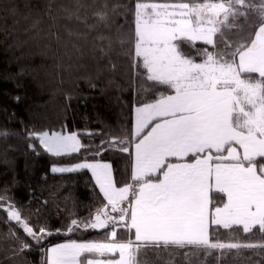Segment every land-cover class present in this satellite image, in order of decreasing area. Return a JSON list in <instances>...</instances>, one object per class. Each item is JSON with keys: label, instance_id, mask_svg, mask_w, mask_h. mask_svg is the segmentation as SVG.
Wrapping results in <instances>:
<instances>
[{"label": "snow or ice", "instance_id": "6c2138e0", "mask_svg": "<svg viewBox=\"0 0 264 264\" xmlns=\"http://www.w3.org/2000/svg\"><path fill=\"white\" fill-rule=\"evenodd\" d=\"M19 7H11L13 16ZM24 7L22 18L32 19L25 35L38 36L46 23L44 39L54 57L65 36L74 40L75 56L64 44L63 57L79 66L87 57L96 81L117 73V61L124 60L147 98L133 105L126 132L94 149L97 156L113 149L123 154L125 180L115 178L112 163L94 159L50 168L91 173L101 204L87 219H71L63 232L103 230V239L46 245L62 229L45 219L48 201L23 215L25 205L13 191L14 149L7 143L15 133L0 130V166L13 174L0 184L7 230L0 239L8 245L0 264H13L33 249L41 252L42 264H144L141 257L150 251H180L188 260L204 254L227 264L221 257L233 249L264 250V243L213 239L220 229L255 230L264 239V0H30ZM70 24L84 31L74 32ZM4 33L9 39L7 28ZM24 74L21 67L0 79L16 82ZM90 87L96 83L90 80ZM23 136L37 156L41 149L52 157L93 151L76 132L25 126ZM256 255L259 260L249 264H264V254Z\"/></svg>", "mask_w": 264, "mask_h": 264}, {"label": "trees", "instance_id": "16d2710c", "mask_svg": "<svg viewBox=\"0 0 264 264\" xmlns=\"http://www.w3.org/2000/svg\"><path fill=\"white\" fill-rule=\"evenodd\" d=\"M30 0H0V76L15 74L20 68L25 74L18 81L0 79V130L7 129L15 135L8 138L7 143L13 146L9 159L15 161V173L18 183L13 189L15 199L25 205L23 215L35 213L40 203L48 201L45 210V219L53 228H61L60 234H54L46 241L51 246L63 241L98 240L103 239L102 231H82L64 234L63 229L71 219H87L101 201L96 193L99 189L87 170L68 174H53L50 168L70 166L71 163L83 159L100 160L113 164L114 176L118 181L127 178V161L123 154L116 150L95 155L94 149L101 140L113 136H121L126 132L133 120V105L147 94L140 95V87L136 82L133 70L128 62L119 60V71L103 80L96 81L95 75L90 74L91 61L85 57L84 66H79L75 59L63 57V46L68 44L69 55L75 56L71 47L74 40L64 37L61 41L60 56L54 57L48 47L47 24L42 27L38 36L28 37L25 29L32 19L24 20L26 15L24 5ZM46 0H41V4ZM76 0H55L57 4H74ZM18 4L19 10L15 16L10 11L13 5ZM33 18L35 13L32 14ZM63 33V16L57 13ZM19 20V24L16 21ZM72 30L83 32L84 29L76 24L68 25ZM11 34L5 40L4 29ZM83 44V41L80 42ZM11 46V47H10ZM55 44L53 43V47ZM90 76V79H89ZM90 80L96 87H90ZM20 86L17 87L16 84ZM19 96V103L12 97ZM71 99H67V97ZM119 97V102L117 101ZM15 118L10 119L12 113ZM21 121L23 123H21ZM36 129L76 132L85 146L93 151L81 149L80 153L72 156L52 157L47 153L34 155L27 148V140L23 136L24 127ZM88 133H92L89 135ZM7 173V174H4ZM12 172L0 166V184L12 179ZM34 196L30 198V192ZM5 214L0 212V234L6 232L3 221ZM34 218V217H33ZM213 239L221 242L264 243L261 234L254 230L253 234L245 235L242 231L220 229L213 232ZM7 242L0 239V260H3ZM264 254L260 249H233L228 257H221L227 264H249L258 261L256 253ZM214 255H219L214 252ZM144 264H207L211 257L205 259L204 254L194 255L190 260L185 259L182 252H161L157 255L148 252ZM13 264H42V254L33 249L27 255L17 259ZM212 264L217 261L212 260Z\"/></svg>", "mask_w": 264, "mask_h": 264}, {"label": "rangeland", "instance_id": "374dc122", "mask_svg": "<svg viewBox=\"0 0 264 264\" xmlns=\"http://www.w3.org/2000/svg\"><path fill=\"white\" fill-rule=\"evenodd\" d=\"M88 171V170H87ZM89 172V171H88ZM90 173V172H89ZM53 174H68V173H53ZM91 174V173H90ZM65 242H68V241H63V242H60V243H65ZM55 245V244H54ZM52 246V245H51Z\"/></svg>", "mask_w": 264, "mask_h": 264}]
</instances>
